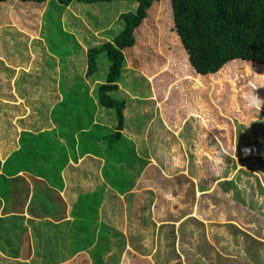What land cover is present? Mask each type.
<instances>
[{"label":"rangeland","instance_id":"374dc122","mask_svg":"<svg viewBox=\"0 0 264 264\" xmlns=\"http://www.w3.org/2000/svg\"><path fill=\"white\" fill-rule=\"evenodd\" d=\"M104 1L64 6L54 0L0 1V124L11 125L23 109L28 110V127L38 129L45 121L48 130L55 122L63 123L68 136L79 133L76 145L74 137L68 141L74 144L72 151L60 142L67 159L84 147L100 154L96 143L83 137L94 128L98 132L100 121L104 154L117 156L118 143L134 144L123 135L120 140L106 136L115 131V113L99 104L98 83L85 78V48L111 40L122 23L117 12L136 5L131 0ZM110 14L111 20L106 18ZM133 33L134 45L123 50L118 90L110 94L124 100L121 133L144 138L137 146L139 154L128 162L133 166L121 172L140 177L142 194H133L135 201L128 194L110 209L104 202L102 212L94 210L98 203L88 204L93 209L89 219L78 221L84 229L81 241L70 246L67 258L93 245L92 264H105L103 254L107 264H264V65L233 59L215 73L195 72L174 28L169 0L154 2ZM97 57L94 78L104 82L108 61L103 54ZM78 76L93 89L87 95H67L71 85H78ZM15 92L24 98H14L20 105L10 102ZM67 96L77 97L73 107L65 103ZM92 105H98L96 111ZM66 112L65 122L56 118ZM94 114L99 122L88 129ZM58 152L56 147L49 153L60 158ZM140 154L154 161L138 158ZM28 162L37 167L32 159ZM93 162L98 168L99 160ZM132 181L123 182L128 187ZM74 191L84 197L92 194L83 188ZM36 203L29 200L26 211L42 222L40 211L45 215L55 202L35 209ZM42 225L45 233L30 225L24 247L18 241L15 246L7 230L6 240L13 245L7 254L17 257L10 264H36L37 258L45 264L49 254L68 251L62 231L50 235L47 224ZM53 239L59 245L53 246Z\"/></svg>","mask_w":264,"mask_h":264},{"label":"crops","instance_id":"0c3cea01","mask_svg":"<svg viewBox=\"0 0 264 264\" xmlns=\"http://www.w3.org/2000/svg\"><path fill=\"white\" fill-rule=\"evenodd\" d=\"M112 2L113 0L110 1L109 3H112ZM133 4H136V3H133ZM118 15H119V12H117L116 19L120 21ZM108 16L106 17L107 19L113 18V16L110 17L111 14ZM121 24L119 25V28L117 29L116 34L121 30L123 26V23ZM111 40H108V41H111ZM108 41H104V42H100L96 44L91 43L90 45L97 46V45L103 44ZM79 45L81 46L82 44L79 43ZM90 45L89 47H92ZM87 48L85 49L87 50ZM86 50L83 54V56L85 55V58H84L85 62H87L86 61ZM123 54H124V51H123ZM97 62H98V59H97ZM108 65H109V62H108ZM86 68H87V64H86ZM96 72L98 71H95L90 76H86L85 74V78L87 80L88 79L94 80V85L96 83L98 84L102 83V82H98L95 80L94 76ZM71 75H77V74L74 73ZM79 76H78V79H74V80L76 81L78 80V83L80 82L85 83V84L88 83L86 79L82 77H81L82 79H80ZM71 81H72V78H71ZM94 85L91 87L88 85L89 90L87 91V94L90 93V90L93 89ZM74 86L76 85L75 84L71 85V87L66 92L67 95H74L76 91L70 90ZM17 95L18 94L16 92L13 94H10V102H13L14 98H16L19 102H23L22 99L24 98L20 95H19L20 97ZM67 97H69L70 100L67 101L66 104L73 107L76 99L75 98L72 99V96H67ZM13 104H19V103L13 102ZM92 106H94V109L96 111V108L98 107V105L96 107L95 105H92ZM24 108H26V106H24ZM102 113L103 112L100 109H98V115L102 116ZM27 114H28V110L26 112L23 109V112H21L19 115L16 116V119H15L16 121H14V123L12 121L13 119H11V122H12L11 125H9L7 122H4V124L7 123L6 125L0 124V176L2 175L4 178L9 179V181L5 182L4 184L2 183L0 184V260H3V261L5 260L6 264H10V258H13V257L15 259L17 258L16 254L15 255L7 254V247L9 246L10 250L13 248V245L7 242L6 240L7 230H9L10 238L12 236L13 244L16 246L17 241H18L20 243V247H24V245L26 246L28 244L27 237L30 235V225L31 227H34V226L42 227L41 230L43 233H45L46 230L44 228V225L42 224L46 223L47 224L46 227L48 228L50 235H56L57 233L62 231L60 232L62 244L63 246L69 247V249L63 254H58V255L49 254L47 257H49L50 260L45 261V264H65L73 260L79 254L85 255L87 257L88 264H92L91 247L93 245L90 247L86 246L84 247L85 250L84 249L79 250V252H76L73 256H70L69 258H67V256L69 255V252L71 251L70 246L75 245L76 243L81 241L80 237H81L82 230L84 229H81L83 226L79 224L78 221L82 218V214H81L82 209L85 208V202L87 201V205L91 203H98L99 204L98 206L97 204H95L94 210L95 209L98 210L102 208L101 209V212H102L104 209L103 208L104 202L106 203L107 206H109V209H110V208H113L111 205H114V204L120 205V201H123V199L126 198L128 194H131L129 196L133 197L134 201L136 199L133 194L141 196L142 190H141L140 177L132 175L129 172H127L126 176H122L121 172L123 170H126L130 166H133V165H129L128 162L130 161L132 162V159H133L132 157H134L136 154H139L137 151V146L140 145V141H142L144 138L140 140L138 135L131 136L128 134H124L122 132L121 136L116 139L118 140L122 139V135H123V136H126V138H128L135 145L132 144L128 146L127 144L118 143L119 154L117 156L115 154H104L105 145L102 139L105 138V136L102 137L100 133V131L105 130V127H102L104 126V122L102 121L99 122L96 119L97 117H95V114H94L91 126L88 129H92L93 125H96L95 120H97V122L99 123H97L96 126L99 125V130L98 132H96L94 128L92 129L89 135L83 136V137L86 140H88L89 144L96 143V145L99 147L100 154H92L91 153L92 151L85 149V147L83 148L82 152H79V151L76 152V149H74L72 154L67 155L68 159L65 160L66 161L65 164L63 166H60L59 160H58L60 158L57 157L56 153H49V152L48 153H38L36 157L34 158L32 157L33 158L32 161H35L37 163L36 168H33L32 163L30 162L31 166L27 168L26 171H19L17 173L10 172V175H8L7 173L3 172V169H2L3 162L9 155H11L12 151L20 147L22 142H26V140L30 137L29 135L45 134L47 136V134H50V136L54 137L56 141V146H59L60 144L64 145L63 143H60V142H64L67 145H70V142L68 141L69 140L73 141V137H74L75 145H76V136L79 134L78 132H73V135L70 137L68 136L70 132L67 134L64 132H61L56 122L53 123L52 128L48 130L46 129L47 124L45 121L42 126L38 127V129L28 127L26 125L29 123ZM124 116H125V113L123 112V121H124ZM115 123H116V118H115ZM162 123H163V120L161 121V125ZM124 126L125 125H123V130H124ZM46 131H49V133H46ZM84 131H87V129L83 130L82 132ZM111 134L112 133H107L106 136L107 135L111 136ZM82 144L84 146L87 145L84 142ZM48 146H53V145L50 144ZM116 157H118V161H115ZM138 158L147 159L148 162L149 160L154 161L151 156L145 157L144 154H140V156L138 155ZM93 160H99L100 162L99 167L96 169L94 168ZM49 162L54 163L55 167L54 168L50 167V165H48ZM112 165H115L114 168H112ZM111 168L114 170H112ZM132 179L134 181H132L128 187L123 182L124 180L128 182ZM89 187L90 188L94 187V188H92L91 190L87 189ZM76 188L77 190H80L83 188L82 192L86 193L87 195L89 193H92V194H89L88 196H85V197L79 196L78 193L74 191V189ZM85 189L87 190L85 191ZM32 198H33V201H37L36 204H39L38 207L35 204H32L33 208L35 209L41 206L46 207V204H50L53 201L55 202V208L52 209L51 211L48 210L49 211L48 213L45 212V215H44V212L40 211V213L43 215L42 218L44 222L37 221L36 217L31 218L30 213L28 215L25 206L28 203V201L31 200ZM138 200H140V203L142 205L143 204L142 197L138 198ZM80 202H81V205H80L81 207L79 206ZM153 204H155V202H153ZM89 210H93V209H89ZM27 223H28V226H27ZM53 240H54L53 246L56 245L57 243L59 245V242H58L59 239L58 240L53 239ZM85 244H86V241L83 243V245L85 246ZM99 249L102 251L101 247H99ZM46 254L47 253H45V250L42 249V255L46 256ZM105 256L106 255L103 254L101 258L105 261V264H107ZM31 258L32 257L30 254V257L28 259L30 260ZM60 258L61 260H59ZM37 260L38 262H36V264H40L39 262L40 258H37ZM14 264H19V261H16V263ZM109 264H117V261H112V263H109Z\"/></svg>","mask_w":264,"mask_h":264},{"label":"trees","instance_id":"16d2710c","mask_svg":"<svg viewBox=\"0 0 264 264\" xmlns=\"http://www.w3.org/2000/svg\"><path fill=\"white\" fill-rule=\"evenodd\" d=\"M29 1L40 2V0ZM55 1L64 6L72 1L94 4L103 0ZM109 1L112 0H105L104 2ZM157 1L160 0H131V2L136 3L135 8L119 13L118 17L123 26L112 40L89 47L86 50V76L92 75L98 69L97 56L100 54H103L109 62L105 81L97 84L95 89L98 102L105 108L113 109L115 113V131L111 134L114 138L121 136L124 100L114 98L110 93L118 90L116 81L123 65V49L133 46L135 41L134 29L146 18L147 10ZM169 1L174 28L195 72L198 74L215 73L222 65L233 59H242L264 65V0ZM76 86L74 90L79 96L81 94L87 95V84L80 82ZM72 99L74 98L72 97ZM69 113L71 114V111ZM68 116L69 114L66 112L63 117L58 115L56 118L65 122ZM58 128L67 134V128L59 121ZM62 128L63 130H61ZM29 136L26 142H22L20 147L12 151L11 155L5 159L2 165L3 172L10 175V172L26 171L28 163H30L28 161L33 160L32 155L36 157L38 153L51 152L56 150V147L59 148V165L65 164L67 159L65 148H60L63 146L62 144L59 147L56 146L54 137H51L50 134L47 136L45 134ZM50 144L53 146H48ZM73 146L74 144L70 143L71 151ZM7 181L9 179L0 176V184ZM89 209L86 201L85 208L81 212L82 217L89 219ZM65 264H88V261L85 255L79 254Z\"/></svg>","mask_w":264,"mask_h":264}]
</instances>
